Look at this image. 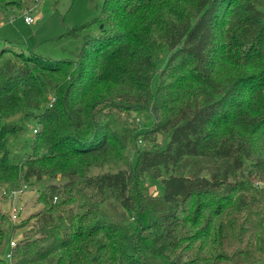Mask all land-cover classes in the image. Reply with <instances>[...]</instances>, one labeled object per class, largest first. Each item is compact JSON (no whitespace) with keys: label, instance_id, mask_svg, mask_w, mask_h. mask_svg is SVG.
Instances as JSON below:
<instances>
[{"label":"trees","instance_id":"16d2710c","mask_svg":"<svg viewBox=\"0 0 264 264\" xmlns=\"http://www.w3.org/2000/svg\"><path fill=\"white\" fill-rule=\"evenodd\" d=\"M66 34L76 59L0 49V191L61 179L0 211V264L263 263L264 0H104Z\"/></svg>","mask_w":264,"mask_h":264},{"label":"rangeland","instance_id":"374dc122","mask_svg":"<svg viewBox=\"0 0 264 264\" xmlns=\"http://www.w3.org/2000/svg\"><path fill=\"white\" fill-rule=\"evenodd\" d=\"M23 9L21 12L11 13L6 19L1 20L0 14V49L5 46L14 47L25 53L34 52L39 56L52 59H76L77 47L80 40L77 37L67 35L66 33L73 26L89 21L101 12L104 0H22ZM31 14L34 17L32 24H27L24 20L25 15ZM98 27H94V32ZM156 78L154 79V85ZM123 119L125 126L131 129L142 131L147 128L152 117L146 112L139 111L130 114H124ZM36 125H30L22 136V142L30 139L35 133ZM158 140L163 142V138L158 136ZM21 141L16 143L17 147L21 146ZM147 145V143H144ZM28 147L19 149L18 157L21 159L29 152ZM128 154L133 157V151L128 149ZM116 171L117 168L105 167L94 169V172ZM60 177L56 179L43 178L41 181L35 179L32 183L27 184L24 192L18 195L15 200L16 205L22 206V211L18 224L24 218L31 216L38 211L42 204L38 202L39 190L52 182H60ZM264 185V182H262ZM144 186L149 193L163 191L159 180L147 177ZM11 191L1 189L0 191V211L9 214L12 205ZM131 226V225H130ZM22 237V230L17 229L14 240ZM151 264H166L163 257L146 254ZM261 264H264L261 263Z\"/></svg>","mask_w":264,"mask_h":264},{"label":"built area","instance_id":"2783aa9c","mask_svg":"<svg viewBox=\"0 0 264 264\" xmlns=\"http://www.w3.org/2000/svg\"><path fill=\"white\" fill-rule=\"evenodd\" d=\"M24 20L27 24H32L34 22V17L31 15V14H27L25 15L24 17ZM54 100V99H53ZM52 100V101H53ZM34 131L36 132V129H34ZM27 188V184H23L19 189H16V190H12L11 191V195L10 197L12 198V205L9 209V215H10V218L13 220V221H16L19 219L20 217V214H21V211H22V206H18L16 205L15 203V200L16 198L18 197L19 194H21L22 192L25 191V189ZM39 195V194H38ZM17 240H14L13 238L11 239L10 241V246H15L16 245V242ZM7 257L10 258L11 257V254L10 252L7 254Z\"/></svg>","mask_w":264,"mask_h":264}]
</instances>
